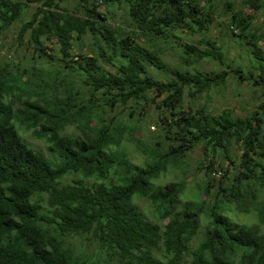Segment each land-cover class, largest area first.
Listing matches in <instances>:
<instances>
[{
	"label": "trees",
	"instance_id": "obj_1",
	"mask_svg": "<svg viewBox=\"0 0 264 264\" xmlns=\"http://www.w3.org/2000/svg\"><path fill=\"white\" fill-rule=\"evenodd\" d=\"M241 3L237 10L229 0H78L65 10L58 0H0V35L20 23L14 44L29 53L19 65L0 62V264H264V93L246 117L185 106L186 95L197 103L224 86L228 68L264 90L263 35L255 25L264 0ZM115 8L131 18V33L109 22ZM221 8L231 36L248 47V67L231 68L209 36ZM180 30L201 40L180 43L173 67L164 56L183 40ZM87 41L93 52L74 55ZM202 61L222 70L200 71ZM163 95V132L141 137L138 115ZM21 130L46 141L50 157ZM127 144L147 157L145 166L133 162ZM197 147L221 180L214 195L206 181L204 199L182 202L184 181H155L182 169ZM221 162L232 172L223 175ZM140 199L158 220L138 207ZM233 208L255 213L257 222H238ZM75 239L83 247L74 248ZM94 243L96 255L86 251Z\"/></svg>",
	"mask_w": 264,
	"mask_h": 264
},
{
	"label": "rangeland",
	"instance_id": "obj_2",
	"mask_svg": "<svg viewBox=\"0 0 264 264\" xmlns=\"http://www.w3.org/2000/svg\"><path fill=\"white\" fill-rule=\"evenodd\" d=\"M25 1V0H21ZM60 1L61 7L65 10H71L75 8L78 4V0H58ZM232 1L236 9L242 7L241 0H229ZM37 5H32L26 15L23 17V21L28 20L31 15L36 11ZM99 11L106 12V7L99 2L98 6ZM214 9V7H213ZM220 13L215 15L216 21L211 28L209 36L216 37L218 46H221L225 55H227V63L231 68L237 67H248L251 64L252 56L248 52V47L244 42H237L228 31V21L224 16L223 9L221 8ZM247 13H252V11H247ZM109 22L114 27H122L127 30L128 33H131L132 20L126 14L123 9H113L112 13L109 15ZM255 25L260 29V34L263 35V40L260 42L259 46L264 51V12L261 11L258 14V18L255 22ZM21 24L16 23L11 29H9L5 34L0 35V62H8L11 60L16 61V64L22 63L25 61V55L29 56V53L25 51V47H18L14 42L16 41L17 34L20 30ZM183 38L182 41L174 40L173 47H169L164 59L168 64L175 67L180 61V43L190 42L198 43L201 40L199 35H189L188 33L178 32ZM89 40V38H87ZM140 42V39H138ZM87 42L82 49L78 46H75L73 49L74 55L80 53H92L93 51L87 47ZM179 43V44H178ZM48 47H52L49 43ZM54 49H57L56 45H53ZM49 54H58V51H52L50 48ZM77 59V58H76ZM197 69L200 71H205L208 73L218 72L222 70L221 67L217 65L214 61H202L196 65ZM230 75L227 78L226 84L217 89H213L209 94H205L201 97L197 103H195L189 95L185 96V106L192 105L196 109L200 105H204L208 108V112L212 114H220L225 110H229L234 113V115L239 117H246L252 112L258 110L260 102L262 101L264 90L262 87H253L248 84L246 81H240L236 78L234 74H231V70L226 69ZM150 73H155V69H149ZM161 81H164L163 78H160ZM165 95L158 98L154 104H145L142 108L141 114L138 115V118L141 119L142 130L140 131L141 137H146L147 135L157 136L161 133L162 127L158 125L160 122V109L157 107V103L165 99ZM121 108L118 107L117 111H120ZM127 113V112H126ZM126 118V117H124ZM41 130V128H39ZM70 132H74L75 128L71 127L68 129ZM163 132V131H162ZM21 135L23 139L34 149L41 151L46 156L50 157L49 146L46 141L39 140L32 135V133H25L24 130H21ZM127 153L129 157L133 160L136 165L145 166L147 163V157L139 153L136 148L130 144H127ZM235 155L241 154L238 147H235L232 151ZM208 162L203 160V153L200 147H197L192 153H189L184 158V167L182 169H171L170 172L162 173L159 178L155 181L157 187L165 186L169 183L176 182L181 183L185 182V189L180 195L182 202H199L201 199H204L205 196L201 191V186L205 185L206 181H211L212 191L214 195L215 186L221 180L220 175H214L213 172L208 173L207 165ZM223 168V175L230 168L229 162H221ZM218 169V168H217ZM233 167L230 168L229 172H232ZM211 174V175H210ZM213 174V175H212ZM231 174V173H230ZM73 176H68L64 180L65 182H70L73 180ZM76 180H79V177H76ZM86 182H92V179L86 180ZM214 197L211 198V200ZM138 207L146 214L148 218L152 221L158 220L157 215L154 212V207L147 199H140L137 202ZM237 217V221L243 224H254L257 222L255 213L243 214L238 213L233 210L229 213ZM168 220L162 221L163 225L166 224ZM264 234V225L261 229ZM204 232V229L201 231ZM201 233V234H202ZM197 242V241H196ZM74 248L83 247V242L81 240H73ZM98 246L94 244H88L86 251L89 254L99 253ZM98 250V251H97Z\"/></svg>",
	"mask_w": 264,
	"mask_h": 264
},
{
	"label": "built area",
	"instance_id": "obj_3",
	"mask_svg": "<svg viewBox=\"0 0 264 264\" xmlns=\"http://www.w3.org/2000/svg\"><path fill=\"white\" fill-rule=\"evenodd\" d=\"M217 175H220V174H217ZM217 175H216V176H217Z\"/></svg>",
	"mask_w": 264,
	"mask_h": 264
}]
</instances>
